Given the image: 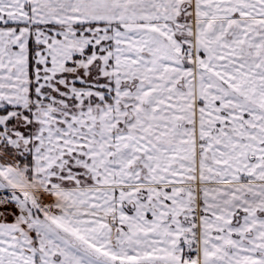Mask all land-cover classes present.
<instances>
[{
    "label": "snow or ice",
    "instance_id": "snow-or-ice-1",
    "mask_svg": "<svg viewBox=\"0 0 264 264\" xmlns=\"http://www.w3.org/2000/svg\"><path fill=\"white\" fill-rule=\"evenodd\" d=\"M0 264H264V0H0Z\"/></svg>",
    "mask_w": 264,
    "mask_h": 264
}]
</instances>
